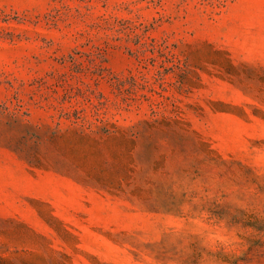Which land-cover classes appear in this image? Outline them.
<instances>
[{"label": "rangeland", "instance_id": "1", "mask_svg": "<svg viewBox=\"0 0 264 264\" xmlns=\"http://www.w3.org/2000/svg\"><path fill=\"white\" fill-rule=\"evenodd\" d=\"M0 264H264V0H0Z\"/></svg>", "mask_w": 264, "mask_h": 264}]
</instances>
